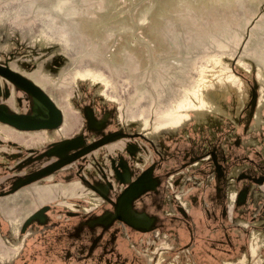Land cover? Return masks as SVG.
I'll return each mask as SVG.
<instances>
[{
	"label": "rangeland",
	"instance_id": "374dc122",
	"mask_svg": "<svg viewBox=\"0 0 264 264\" xmlns=\"http://www.w3.org/2000/svg\"><path fill=\"white\" fill-rule=\"evenodd\" d=\"M67 1V6L56 10V12L60 11L55 14V17H58L50 19L48 14L54 8L52 6L54 0H0V25L5 28L4 30L0 29V64H9L14 70L28 78L39 80L40 85L58 100L59 105H62H60V108L65 119L63 128L68 124L71 129L69 131L68 128L63 136L58 133L56 138L46 141L41 134L48 132L49 129L47 128L23 130L0 122L3 129L10 127L8 138L0 134V162L7 160V162L0 165V191L9 187V181L14 177L13 175H23L40 169L47 164L51 167L55 158H44L46 155L38 153L43 152L53 141L73 137L78 133H82V131L86 134L89 133L86 125L87 118L83 113V109L87 105L92 104L101 117L104 115V110H108L113 114L108 121L106 131H126L127 120L130 121L132 118L128 117L126 119L120 101H115L109 96L114 94V91L111 88L106 89L100 82L93 83L89 75L80 76L78 70L93 69L104 72L106 76L116 82V85L120 88V97H123L127 102L141 88L140 94H146L150 91L151 94L155 95L157 102L161 99L160 105L156 108L167 110V113L164 110L163 113L161 111V114L168 115L175 111L182 114L180 110L189 104L195 106L196 109L200 108L194 103L195 99L199 100L196 93L194 91L189 93V90H187L185 96L177 101L176 107H170L169 105L172 100L170 93L173 92L175 97H179L182 90L189 86L188 83H184V80L194 79L191 76L197 75V67L202 63H206L205 60L210 55L216 54L215 56H217L220 54V56L229 57L230 59L233 54L232 58L236 60L239 54L252 52L254 48L251 47L240 46V49H237L236 36L241 35V38L245 40H256L258 33H253V29H256L257 22L262 21L260 20L262 17L255 18L258 15H264V4L261 5L262 7L257 6L258 2H264V0ZM152 5L154 6L152 7ZM37 7L48 9V12L42 13ZM154 8L151 21L148 22L149 19L147 18L148 20L145 19L146 21L143 22L144 16L147 14L145 12L148 10L149 15ZM143 12L145 14L142 19ZM51 20L54 22V28L51 26ZM146 22L148 23L145 24ZM47 23L49 26H47ZM116 28L123 30L118 31ZM259 28L264 33V27L259 26ZM44 30L55 41H59L57 42L60 43V45H57L59 48L51 50L49 47L53 44L47 42L46 39L42 40L41 38L40 40V34L49 36L44 33ZM60 34L65 35L60 38ZM261 36H264V34ZM261 36L258 38H261ZM222 42L225 45L219 47L218 43ZM40 43L41 45H39ZM233 48L234 51L229 53V56H227V53H222L223 50ZM49 60L51 62L47 63ZM45 63L46 65L50 64L48 69H46ZM175 63L185 64L184 67L183 64L180 67ZM227 69L240 77L243 76L245 82L251 85H255L257 82V74L254 71L248 72L247 69L238 67L236 63H232L231 67L228 65ZM201 83L202 87L204 83ZM239 83L232 81L238 92L240 90ZM7 84L9 89L13 91V97L9 99V104L14 105L16 103L19 106L17 109L20 113L29 112L31 96L11 82L6 81L5 85ZM226 84V80L221 79V77L212 80V82L210 81L211 92L207 93L206 96L225 91ZM158 94L162 98L158 99ZM206 96H204V99ZM193 98L194 100H192ZM149 99L152 98L149 97ZM214 106L216 107V105ZM139 110L145 113L148 108L141 103ZM151 118H154V114L150 115L149 119L151 120ZM230 122L232 123V121ZM212 124L223 125V119ZM132 128L135 129L136 127L131 126L128 129H130V133L136 132L135 138H141L139 137L141 135H138L140 134L139 131L150 133V131L137 129L132 131ZM166 137H169V135H161L157 139H152L155 141L172 139ZM37 141L38 145H34ZM23 145L27 146L26 150L22 149ZM29 148L37 149V151H34L36 153L32 151L31 154ZM104 148L106 147L99 148L92 155L97 157L103 154L104 160L106 159L110 163ZM175 152H178V150ZM7 153H11L10 159L6 158L5 154ZM92 155L89 156L90 162L87 163L89 165L93 161ZM24 159H28L29 162L25 164ZM96 159L101 161L98 157ZM174 162L186 163L188 159L179 158L176 160L170 159L168 162L164 161V170L161 169L164 172L160 171V175L171 171L172 166L177 167L179 165ZM82 163L83 161L79 162V164ZM166 164H170L171 168L167 167ZM78 168L76 171H78ZM62 182L63 184L56 181L51 184L56 185L57 192H60L65 188L73 187L75 181L63 180ZM83 185L87 186L84 183ZM33 186L34 184L28 185L17 193L0 199L2 202V210H0V252L3 255L9 256L15 251L6 241V237L11 238L10 220L16 218L24 220L44 205L52 206L49 212L51 216L49 221L50 230L48 229L49 231L44 235L42 233L31 235L28 238L26 247V239L24 237L20 239L22 233H15L14 235V238L18 239V250L21 248V253L25 247L23 258L19 261V264H89L94 262V260L89 259L93 257V254H89V251L99 254L101 258H105L108 253L111 254L112 249L107 246L109 243H103V241L111 239L110 230H107L102 240L99 241L98 239L92 245L89 239V231L96 229L95 223L90 225L86 220L83 224H79L80 218L74 216L76 212H70L66 209L60 211L61 208L53 204L54 201H58L57 198L51 202L41 203L33 191ZM105 203L107 202L103 198L102 204ZM209 204L221 206L219 199L209 201ZM108 206L110 204L105 208ZM203 207L201 206V210H204ZM152 208L148 209L149 213L159 214ZM167 209H169V206ZM77 210H80V208L74 211ZM237 215L235 213V216ZM162 217L165 219L166 214H162ZM222 218L220 207L211 206L206 211L198 214V223L201 220L209 225L208 227H200V230L204 229L208 233L206 238L208 240H203L205 251H200L198 255L200 260L210 263H218L221 260V264L232 262L239 264L240 259L246 257V250L249 252L250 262H253L259 254L263 256L262 248L257 244H255L256 246L253 244L255 239L264 240L263 235L262 237L257 234V232L264 234L263 226L262 228H242L241 230L246 233V239L239 241V239L231 237V241H227L222 228L217 233L212 228L213 225L214 227L219 225L218 222L214 224L212 221ZM251 218L252 215L250 214V220H252ZM99 227L104 228V226ZM161 228L163 230L167 227L162 226ZM158 229H160V226ZM43 231L44 229L39 232ZM163 232L166 234H163L164 237L160 235L162 241L159 242L156 238L146 240L145 244L139 240L137 242L139 244L133 246V249L130 248V250L126 248V250H123L117 246L122 254L120 257H124L122 259L124 260L123 264H156V260L164 251L166 252L163 255H166V258H168L167 255L171 256L174 249L172 250V245H169L172 241L168 236L174 237L172 235L175 233L167 232L165 229ZM174 240L176 241L175 238ZM216 240L220 241L217 247L223 248L222 250L213 246L212 243ZM241 246L242 250L240 251ZM90 248L92 249L90 250ZM185 252L188 253V250H185ZM115 255L109 257H111L113 264H118L116 261L120 262L121 259ZM178 255L179 253H176L174 257L177 258ZM141 258H145L146 263L142 262Z\"/></svg>",
	"mask_w": 264,
	"mask_h": 264
},
{
	"label": "flooded vegetation",
	"instance_id": "af4514ba",
	"mask_svg": "<svg viewBox=\"0 0 264 264\" xmlns=\"http://www.w3.org/2000/svg\"><path fill=\"white\" fill-rule=\"evenodd\" d=\"M240 78L242 79L239 83V92L235 90L226 97L223 107H221L222 103H219L216 112L209 114L203 112L208 117L200 116L203 114L202 111L195 113L187 106L180 110L183 116L179 121L173 122L170 119L169 122L158 124L156 126L159 127L158 131L151 135L139 131L138 135H141L139 136L141 138H135L136 132L130 133L128 128L131 126L128 125L125 128L127 132L106 131L108 121L113 114L104 110V115L101 117L92 104L87 105L84 107L83 113L86 118H92L90 123L86 119L89 133L86 134L82 131L73 137H68L81 136L84 139L83 144L69 150V157L66 160V158L63 159V157L52 153L56 144L62 140L53 141L43 152L38 154L46 155L44 158H55L52 166L60 163L59 167L48 171L52 166L49 167L47 164L23 175H13L14 177L9 181V187L0 191V199L34 184L33 191L41 203L51 202L57 198L58 201H54L53 204L61 208L60 211L66 209L76 212L74 216L80 218L79 224H83L86 220L90 225L95 223L96 229L89 231L92 245L98 239L102 240L107 230H110L111 239L105 240L103 243H109L107 246L112 249L111 254L108 253L105 258H101L99 254L89 251V254H93V257L89 259L94 260L96 264H113L109 256L115 254L121 259L116 263L123 264L124 257H120L122 254L119 252V247L123 250H130L139 244L137 243L139 240L143 244L146 240L154 238L157 242L162 241L160 235L164 237L163 234H166L163 232L164 229L167 232L175 233L172 235L174 237L168 236L172 241L169 245H172V250H174L171 252V256L167 255L168 258L163 255L166 251L162 252L157 264H221V260L218 263H210L198 258L200 251L205 247L203 240H208L206 239L208 233L204 229L200 230V227L209 226L201 220L198 223L197 216L200 212L206 211L211 206L220 207L223 218L214 219L215 221L212 222L214 224L218 222L219 225L216 227L213 225L212 228L216 233L222 228L227 241H231V237H235L239 241L246 239V233L241 230L242 228H262V226L264 228V93L260 83L251 85L245 82L243 76ZM255 92L256 98H253ZM202 96H206V94L203 93ZM151 98L152 100L149 97H143L142 104L151 108L152 113L167 111L156 108L160 105V100L157 102L153 99L156 97ZM12 106L16 112H20L16 103ZM30 112L31 103L30 111L23 112V114ZM175 112H171V114ZM93 118L99 122L97 126L101 127L100 129L94 128ZM222 119L223 125L212 124ZM191 122L193 123L190 124ZM9 126L14 127L15 125L9 124ZM132 126L136 127L132 128V131L140 130V127ZM7 128L3 129L0 124V134H3L5 138L10 136V127ZM161 135H169L172 139H167V141L152 139H157ZM105 137H109L110 140L97 145V142L102 141ZM8 145L12 146L10 143ZM34 145H38V141ZM102 147H106L104 151L107 153L106 156L109 157L110 163L106 159L104 160L103 154L97 156L101 161H97V157L92 155ZM22 149L26 150L27 146L23 145ZM173 149L178 150L179 153ZM28 150H31V154L37 151L34 148ZM91 155L93 161L89 165L87 163L90 162L89 156ZM5 156L10 159L9 157L12 155L7 153ZM179 158L188 159V162H174L179 165L172 166V168L170 164H166L171 168V171L160 175L159 172L164 170V161L168 162L170 159ZM24 160L25 164L29 162L28 159ZM81 161L83 163L79 164ZM4 162L1 161L0 165ZM77 168L78 171H76ZM35 175L38 176L30 179ZM63 180L75 182L73 187L65 188L60 191L61 193L57 192L56 185L51 183L56 181L63 184ZM101 197L107 203L102 204ZM214 199H219L221 206L209 204V201ZM108 204L110 206L105 208ZM168 206L169 209H167ZM201 206H204V210H201ZM51 207L44 205L24 220L20 218L10 220L11 238L6 237V241L16 252L14 251L9 256L0 252V264H19L23 258L25 247L28 245V238L31 235L34 236L35 233L44 235L50 230L51 216L49 212ZM79 208L80 210L74 211ZM150 208L155 209L159 214L149 213L148 209ZM43 209V215L34 218ZM0 210H2L1 200ZM235 213L238 215L235 216ZM61 214L64 215L62 212ZM162 214H166L165 219ZM250 214L252 220H250ZM99 226H104V228ZM159 226L160 229H158ZM162 226L167 228L162 230ZM43 229V232H39ZM113 230L115 231L113 232ZM15 233H22L20 239L23 237L26 239L22 253L20 252L21 248L18 250L19 242L14 238ZM257 234L264 236L258 232ZM212 244L217 247L220 241L216 240ZM253 244L261 247V251L264 253V240L255 239ZM217 249L222 250L223 248L217 247ZM185 250H188V253ZM176 253H179L177 258L174 257ZM245 254L246 257H249L247 250ZM141 260L146 263L145 258H141ZM94 262L89 264H95Z\"/></svg>",
	"mask_w": 264,
	"mask_h": 264
},
{
	"label": "bare ground",
	"instance_id": "6f19581e",
	"mask_svg": "<svg viewBox=\"0 0 264 264\" xmlns=\"http://www.w3.org/2000/svg\"><path fill=\"white\" fill-rule=\"evenodd\" d=\"M54 1H55V4H54L55 7L53 8L52 11H49V14H48L50 19H54V18H57L58 17V16L55 17V14L59 13L60 11L56 12V10L58 8L59 9H63L65 7L64 2L66 0H54ZM37 6H39V5H37ZM153 6L154 5H152V7ZM38 10L42 11V13L48 12L47 11L48 9H44V8H38ZM147 11L145 12L147 14L144 13L145 16L143 15L144 16L143 22H145L146 20H148L149 17H150L151 11H150L149 15H148V12ZM47 26H49L48 23H47ZM51 26L54 28V22L52 20H51ZM57 27H58V24H57ZM48 28L51 30L50 27H48ZM0 29L1 30H4L5 28L0 25ZM116 29H118V31L123 30V29H119V28H116ZM44 33L47 34L45 32V30H44ZM47 35H49V34H47ZM64 35L65 34H60L59 37L61 38ZM41 38H42V40H45L46 39L47 42H49L50 44H53L54 46H57L58 44L60 45V43H57L59 41H55L52 38V36H50V35L49 36H44V34H40V40H41ZM58 40H60V39H58ZM42 44H43V42H42ZM39 45H41V43ZM61 47H62V44H61ZM243 60H247V62H249V63H252L253 62V63H255V64L258 65V67H259V83L262 85V90H263L262 92L264 93V54L261 55L260 57L255 56L254 58H245ZM175 64H177L180 67H182V64H183V67H184V64L185 63H175ZM241 65L243 67H245V68H248V66L246 65V63H243ZM182 70H183V68H182ZM77 72L79 73L80 76H83V75H89V76H91V79L93 80L92 81L93 83L100 82L101 85L102 86H105L106 89H110L111 88L112 91H114V94H111V97L115 101H120V105H121V108L123 110V113H125V116L127 117L126 119H128V117L129 118H132L130 121L127 120L128 121L127 122L128 126L136 125V126L140 127V130L141 131H150V133H147L149 135H151V134L155 133L156 131H158L159 127H156L158 124L165 123V122H167L170 119L173 120V122H177V121H179L182 118L180 116H183V114H179L178 112L177 113H173V114H168V115H164V114H161V113H152L151 108H148V111L145 112V113L144 112H141L139 110V107H140V105L142 103L143 97H155V95L151 94L150 91L149 92H146V94L145 93L140 94L139 91H140L141 88H139L138 91L135 93V95H133L134 97H131V100H129V102H127L125 99H123V97H120V88H118V85H116V82H114L111 78H109L108 76H106L104 74V72H102V71H96V70H93V69H83L81 71L78 70ZM198 72H199V75H198L199 77H197L196 80H193V82H192V80H188L189 84L191 82L192 83L190 85V88L189 89L188 88L186 89V92H187V90H189L188 91L189 93L191 91H194L196 93V95H197L196 97L199 99L198 101H197V99H195V102L194 103H195L196 106H200V108L196 109L195 106H192V104H189L188 105V108L192 109L193 112H195V113H198L199 111H202V113L203 112L204 113L206 112L208 114L210 112H216V109L219 107L218 106L219 103L220 104L222 103V106L221 107H223V105L225 104V101H226V97H228L229 95H231L236 90L235 89V85L232 84V81L240 82L241 79H242L238 75H236L235 73H233L231 70L227 69V67L224 68V66H223L222 63H218L216 65H215V63H208L204 68H199L198 69ZM218 77H221V79H225L226 80V82H227V84L225 86L226 90L223 91V92L221 91L220 93L219 92L212 93V94L206 96V98H205L206 100H205L204 99V96H202V94L204 93V94L207 95V93L211 92V90H210L211 88L209 86V83H210V81L212 82V80H217ZM201 82L204 83V85L202 87H201V85H202ZM3 83L4 84L1 87H2V90L5 91L6 88L4 87V85H5L6 81H4ZM37 83L40 84L39 80H37ZM7 86L9 88V85L8 84H7ZM199 87L201 89V90L199 89L200 91L198 90ZM213 91H215V90H213ZM186 92H183L180 95V98L184 97L185 94H186ZM170 94H171L170 96H172V98H171L172 100H171V102H170L169 105H170V107L171 106L172 107L173 106L176 107L177 101H179L180 98H178V96L175 97L173 92L170 93ZM159 98H162L160 94H158V99ZM153 99L155 100V98H153ZM150 100H152V99H150ZM192 100H194V98ZM3 101L5 102V104H7L6 107L11 112H13L14 114H19L20 113V112H16L15 111V108L11 104H9V97L6 98L4 94L0 93V104ZM160 102H161V99H160ZM44 104L45 105H48L49 107L54 108L55 110H58V109L60 110V105L61 104L59 105L58 104V100L56 98H54V97L51 98V100H50L49 103H44ZM214 105H216V107ZM59 110H58V112H59ZM204 113L201 114L200 116H205L206 117L207 115H205ZM143 114H145V116H143ZM153 114H154V118L153 119L151 118V120H150L149 119L150 118V115H153ZM186 114H184V115H186ZM7 122L8 121H6L5 124L13 125V124H11L9 122L7 123ZM18 128H20V127H18ZM68 128H69L68 127V124H66V127H64V128H63V126L57 128V129H56V127H50V128H48L49 129L48 132H45V133H43L41 135L43 137H45V138H48V139H45L46 141H48V140H51V139L56 138V136H57L58 133H60V135L63 136L64 135V132H66L68 130ZM20 129H23V128H20ZM32 129H37V128L26 127L23 130H32ZM70 130L71 129L69 128V131ZM247 258H249V257H245L244 259L242 258V263L243 264H264V257L261 256L260 254L256 258L257 261L255 263L247 262L248 261ZM242 263H240V264H242Z\"/></svg>",
	"mask_w": 264,
	"mask_h": 264
},
{
	"label": "water",
	"instance_id": "95a60500",
	"mask_svg": "<svg viewBox=\"0 0 264 264\" xmlns=\"http://www.w3.org/2000/svg\"><path fill=\"white\" fill-rule=\"evenodd\" d=\"M54 4H55V1L52 4V6H54ZM64 4H65V6H67L68 1L66 0L64 2ZM262 4H264V2L260 1V2H258L257 6L262 7L261 6ZM147 8H148V6L146 7V9ZM155 8L152 10L148 22L151 21V16H152ZM144 12L142 13V16H141L142 19H143ZM259 17H262L260 20H262V21L264 20V15H262V16L258 15L255 19H258ZM148 22H146L145 24H147ZM261 22L260 23L257 22V25L255 27L256 29H253V33H258L256 40H251V39L245 40L244 38L243 39L241 38V35L236 36L235 41H236L237 49H240V46L251 47V48H254V50L252 52L241 53L238 55L236 60H234L232 58L233 54L231 55L230 59H229V57L220 56V54L217 56H215L216 54L210 55L205 60L206 63H202L199 67H197V69H196L197 75H195L194 77L191 76L194 79H190V80H192V82H193V80H196L197 77H199L198 76L199 75L198 69L204 68L208 63H215V65L218 63H222L224 68L227 67L228 65L231 67L232 63H236L238 67L240 66L241 68H245L241 64L246 63L248 68H245V69H247L248 72L254 71L255 74H257L256 84L257 83L259 84V67H258V65L253 63V62L249 63V62H247V60H243V59L254 58L255 56L260 57L261 55L264 54V36H261L264 33L259 28V26L262 28L264 27V21L262 23ZM251 36H252V34H251ZM259 36H261V38H258ZM218 45H219V47L220 46L223 47L225 44L222 42V43H218ZM57 48H59V47L54 46V45L49 47V49H51V50L52 49L55 50ZM233 51H234V48L233 49H226V50H223L222 53H227V56H229V53H232ZM50 62L51 61L49 60L47 63H50ZM8 63H10V62H8ZM45 66H46V69H48L50 67V64L46 65V63H45ZM96 71H98V70H96ZM4 81L11 82L17 88L25 91L27 94H29L31 96V112L28 114H23V113L14 114L13 112H11L6 107L7 104H5V102L3 101L0 104V122L5 123L6 121H8L9 123L15 125L14 127L17 126V128L20 127L23 129H25L26 127L37 128V129L56 127V129H57L61 126H64V120L65 119H64V113L62 112L61 108H60V110L58 109L59 110V112H58V110H55L54 108L49 107L48 105L44 104V103H49L52 96L46 91V89H44V87L42 85H40L41 84L40 81H39L40 84H38L36 80L30 79L27 76H25L24 74L14 70L9 64L8 65L7 64L6 65L0 64V93L4 94L6 98L9 97V99L13 97L12 96L13 91L10 90L7 87V85H5L6 86L5 91L2 90L1 86H3ZM187 81L188 80H184V83H188V85L190 86L192 82L189 84V82H187ZM189 86L187 88H190ZM187 88L183 89L182 93L186 92ZM253 96H254L253 98H256V92L254 93ZM178 98H180V96ZM87 119L89 120V123L92 120L91 117H87ZM97 124H99V122L93 118L94 128L100 129L101 127L97 126ZM61 140H62L61 142H58L56 144V148L54 149V151L52 153L63 157V159L66 158V160H67V157H69L68 151L73 149V148L79 147L80 145L83 144V141H84V139L81 136H79L77 138H63ZM107 140H110V138L105 137L102 141L97 142V145L102 144L103 142H106ZM59 165H60V163L55 164L54 166L49 168L48 171L54 170L55 168L59 167ZM37 176L38 175L32 176V177H30V179L36 178ZM26 181H24V183H26ZM43 211H44V209L40 213L36 214L34 216V218L40 217V215H43ZM247 260H248L247 262H250V258H247ZM156 261L158 262V260H156ZM256 261H257V259L255 258V260H253V262H250V263H255ZM240 263H242V259L240 260ZM227 264H234V262L227 263Z\"/></svg>",
	"mask_w": 264,
	"mask_h": 264
}]
</instances>
